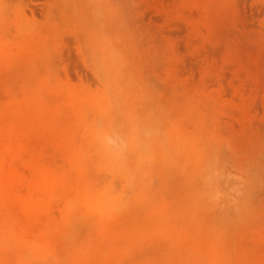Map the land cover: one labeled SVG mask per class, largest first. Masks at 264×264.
<instances>
[{
	"label": "rangeland",
	"instance_id": "1",
	"mask_svg": "<svg viewBox=\"0 0 264 264\" xmlns=\"http://www.w3.org/2000/svg\"><path fill=\"white\" fill-rule=\"evenodd\" d=\"M0 110V264H264V0H0Z\"/></svg>",
	"mask_w": 264,
	"mask_h": 264
},
{
	"label": "bare ground",
	"instance_id": "2",
	"mask_svg": "<svg viewBox=\"0 0 264 264\" xmlns=\"http://www.w3.org/2000/svg\"><path fill=\"white\" fill-rule=\"evenodd\" d=\"M87 3H88V2H87ZM2 56H3V55H2ZM36 60H37V59H36ZM115 60H116V59H115ZM113 61H114V59H113ZM8 67H9V66H8ZM48 67H49V66H48ZM51 69H52V68H51ZM51 71H52V70H51ZM34 74H35V73H34ZM118 74H119V73H118ZM9 77H10V76H9ZM24 78H25V77H24ZM26 78H27V76H26ZM53 78H54V77H53ZM10 79H11V78H10ZM34 79H35V78H34ZM2 80H4V79H1V81H2ZM7 82H8V81H7ZM7 82H6V83H7ZM52 82H53V81H52ZM29 84H31V83H29ZM28 88H29V87H28ZM45 91H46V90H45ZM43 92H44V91H43ZM111 92H112V91H111ZM109 93H110V92H109ZM110 94H111V93H110ZM43 95H44V94H43ZM137 95H138V94H137ZM16 96H17V95H16ZM62 96H63V95H62ZM62 96H61V97H62ZM111 96H112V95H111ZM43 97H44V96H43ZM50 98H51V96H50ZM52 98H55V97H52ZM53 101H55V100H53ZM2 103H3V102H2ZM62 103H63V102H62ZM64 103H65V102H64ZM45 105H46V104H45ZM117 105H118V104H117ZM134 105H135V104H134ZM10 106H11V104H10ZM64 106H66V105H64ZM135 106H137V105H135ZM1 107H2V106H1ZM8 107H9V105H8ZM59 107H60V106H59ZM64 108H65V107H64ZM67 108H69V106H68ZM67 108H66V110H67ZM115 108H116V107H115ZM19 109H20V108H19ZM106 109H107V108H106ZM111 109H112V108H111ZM1 110H2V109H1ZM1 110H0V112H2ZM6 110H8V109L6 108ZM63 110H64V109H63ZM117 110H118V108H117ZM59 111H60V110H59ZM61 111H62V110H61ZM108 111H109V109H108ZM8 112H9V111H8ZM19 112H20V111H19ZM19 112H18V113H19ZM60 113H61V112H60ZM60 113H59V114H60ZM62 113L65 115L64 112H62ZM66 113H67V112H66ZM0 114H2V113H0ZM11 114H12V113H11ZM96 114H97V113H96ZM13 115H14V114H13ZM117 115H119V114L117 113ZM136 115H137V114H136ZM0 116H1V115H0ZM3 116H4V114H3ZM6 116H7V115H6ZM6 116H5V117H6ZM62 116H63V115H62ZM68 116H69V113H68ZM12 117L14 118V116H12ZM63 117H64V116H63ZM70 117H72V116H70ZM60 118H61V117H60ZM113 118H114V117H113ZM5 119H6V118H5ZM15 119H16V117L14 118V121H15ZM100 119H101V118H99L98 120L100 121ZM130 119H131V118H130ZM63 120H64V119H63ZM65 120H68V118L65 119ZM116 120H117V119H116ZM63 122L65 123V121H63ZM6 123H7V122H6ZM100 123H101V122H100ZM117 123H118V122H117ZM136 123H138V122L136 121ZM112 124H113V123H112ZM12 125H13V124H12ZM61 125H62V123H61ZM73 125H74V124H73ZM98 125H99V124H98ZM136 125H138V124H136ZM62 126H63V125H62ZM74 126H75V125H74ZM111 126H112V125H111ZM116 126H117V125H116ZM143 126H144V125H143ZM25 127H26V126H25ZM144 128H145V127H144ZM132 129H133V128H132ZM154 130H155V129H154ZM154 130H153V131H154ZM76 131H78V130L76 129ZM112 131H113V130H112ZM112 131H111V132H112ZM115 132H116V130H115ZM142 132H143V131H142ZM70 133H71V132H70ZM113 133H114V132H113ZM113 133H112V134H113ZM145 133H146V132H145ZM136 135H137V134H136ZM136 135H135V137H136ZM150 135H151V133H150ZM104 136H105V135H104ZM109 136H110V133H109ZM142 136H143V135H142ZM144 136H145V135H144ZM124 137H125V136H124ZM124 137H123V138H124ZM133 138H134V137H133ZM133 138H132V139H133ZM137 138H138V137H137ZM165 138H166V137H165ZM77 139H78V137H77ZM148 139H149V138H148ZM112 140H113V139H112ZM116 140H117V139H116ZM121 140H122V139H121ZM144 140H145V139H144ZM146 141H147V140H146ZM161 141H162V140H161ZM164 141H165V140H164ZM184 141H186V140H184ZM191 141H192V140H191ZM134 142H135V141H134ZM132 143H133V142H132ZM137 143H138V142H137ZM137 143H136V144H137ZM142 143H143V142H142ZM187 143H188V141H187ZM84 144H85V143H84ZM127 144H128V143H127ZM88 145H89V144H88ZM106 145H107V143H106ZM139 145H140V144H139ZM149 145H150V144H149ZM191 145H192V142H191ZM115 146H116V145H115ZM134 146H135V145H134ZM140 146H141V145H140ZM138 147H139V146H138ZM146 147H147V146H146ZM148 147H149V146H148ZM186 147H188V146H186ZM193 147H194V146H192V148H193ZM50 148H51V147H50ZM117 148H118V147H117ZM192 148H191V149H192ZM145 149H146V148H145ZM145 149H144V150H145ZM149 149H150V148H149ZM193 149H194V148H193ZM27 150H28V149H27ZM50 150H51V149H50ZM102 150H103V149H102ZM181 150H185V151H186V150H188V149H185V146H184L183 149H181ZM10 151H11V150H10ZM32 151H34V150H32ZM108 151H109V150H108ZM142 151H143V149H142ZM147 151H148V149H147ZM147 151H145V153H146ZM191 151H192V150H191ZM4 152H6V151H4ZM59 152H60V151H59ZM115 152H117V151L115 150ZM165 152H168V151H165ZM181 152H182V151H181ZM32 153H33V152H32ZM56 153H57V152H56ZM117 153H118V152H117ZM143 153H144V152H143ZM143 153H142V154H143ZM145 153H144V154H145ZM192 153H193V152H192ZM41 154H42V150H41ZM142 154H141V156H142ZM163 154H164V153H163ZM180 154H182V153H180ZM31 155H32V154H31ZM48 155H49V154H48ZM119 155H121V154L119 153ZM148 155H149V154H148ZM189 155L192 156L193 154H192V155L189 154ZM33 156H34V155H33ZM43 156H44V155H43ZM141 156H140V157H141ZM165 156H166V154H165ZM169 156H170V155H169ZM169 156H168V157H169ZM31 157H32V156H31ZM47 157H48V156H47ZM50 157H51V156H50ZM122 157H125V156L123 155ZM163 157H164V156H163ZM19 158H21V157H18V159H19ZM45 158H46V157H45ZM51 158H52V157H51ZM125 158H126V157H125ZM138 158H139V157H138ZM152 158H154V157H152ZM164 158H165V157H164ZM164 158H163V159H164ZM188 158H189V157H188ZM42 159H43V158H42ZM118 159L120 160L119 156H118V158H117V161H119ZM150 159H151V158H150ZM163 159H162V160H163ZM168 159H169V161H170V157H169ZM168 159H167V161H166L167 163H169V162H168ZM186 159H187V158H186ZM189 159H190V158H189ZM16 160H17V159H16ZM25 160H26V159H25ZM31 160H33V159H31ZM138 160L141 162L142 159L139 158ZM145 160H146V159H145ZM148 160H149V159H148ZM171 160H172V159H171ZM187 160H188V159H187ZM22 161H23V160H22ZM28 161H30V160H29V157H28ZM163 161H164V160H163ZM184 161H185V159H184ZM191 161H192V158H191ZM20 162H21V160H20ZM119 162H120V161H119ZM16 163H17V162H16ZM29 163H30V162H29ZM31 163H32V162H31ZM88 163H89V162H88ZM154 163H155V162H154ZM182 163H183V162H182ZM184 163H185V162H184ZM184 163H183V164H184ZM11 164H12V163H11ZM26 164H27V163H26ZM54 164H55V163H54ZM112 164H113V163H112ZM125 164H126V163H125ZM30 165H31V164H30ZM41 166H42V165H41ZM89 166H90V165H89ZM92 166H93V165H92ZM5 167H6V165H5ZM11 167H12V166H11ZM51 167H52V166H51ZM54 167H55V166H54ZM56 167H57V166H56ZM56 167H55V168H56ZM61 167H62V166H61ZM90 167H91V166H90ZM124 167H125V166H124ZM6 168H7V167H6ZM30 168H31V167H30ZM40 168H41V167H40ZM57 168H60V167H57ZM126 168H128V167H126ZM17 169H18V168H17ZM45 169H46V168H45ZM32 170H33V169H32ZM40 170H41V169H40ZM46 170H47V169H46ZM56 170H57V169H56ZM91 170H93L92 167H91ZM91 170H90V171H91ZM66 171H67V170H66ZM93 171H94V170H93ZM16 172H17V171H16ZM34 172H35V171H34ZM39 172H41V171H39ZM44 172H46V171L44 170ZM47 172H48V171H47ZM53 172H54V171H53ZM57 172H58V171H57ZM60 172H61V171H60ZM68 172H69V171H68ZM91 173H92V172H91ZM27 174H28V173H27ZM35 174H36V173H35ZM30 175H31V174H30ZM32 175H33V174H32ZM36 175H37V174H36ZM38 175H39V174H38ZM67 175H68V174H67ZM88 175H90V174H88ZM92 175H93V173L91 174V176H92ZM167 175H170V174L168 173ZM167 175H165V176H167ZM16 176H17V175H16ZM45 176H46V175H45ZM55 176H56V175H55ZM100 182H101V183H104V182H102V181H100ZM12 186H14V185H12ZM36 186H37V185H36ZM70 186H71V185H70ZM97 186H98V185H97ZM16 187H17V186H16ZM94 187H95V186H94ZM13 189H14V188H13ZM14 191H15V190H14ZM122 191H123V190H122ZM56 192H58V191H56ZM107 192H108V191H107ZM54 193H55V192H54ZM114 193H115V192H114ZM66 194H67V193H66ZM126 194H127V193H126ZM68 195H69V194H68ZM106 195H108V194H106ZM58 196H59V195H58ZM64 196H65V195H64ZM125 196H126V195H125ZM44 197H45V196H44ZM107 197H108V196H107ZM123 197H124V196H123ZM156 197H157V196H156ZM149 198H150V197H149ZM51 199H52V198H51ZM53 199H54V198H53ZM53 199H52V200H53ZM123 199H124V198H123ZM78 201H79V200H78ZM101 201H102V199H101ZM105 201H107V200H105ZM120 201H121L122 204L124 205V203H123V201H122V196H121ZM120 201L117 202L116 206H119V205H120V203H121ZM43 202H44V201H43ZM79 202H80V201H79ZM147 202H148V201H147ZM77 203H78V202H77ZM77 203H76V204H77ZM30 204H31V203H30ZM72 204H75V203H73V201H72ZM143 204H144V203H143ZM69 205L71 206V203H69ZM87 205H88V204H87ZM123 205H122V206H123ZM126 205L128 206V203H127ZM79 206H80V205H79ZM97 206H98V205H97ZM114 206H115V204H114ZM116 206H115V207H116ZM77 207H78V206H77ZM99 207H100V206H98V208H99ZM115 207H114V208H115ZM119 207H120V206H119ZM142 207H143V206H142ZM70 208H71V207H70ZM73 208H74V207H73ZM87 208H88V207H87ZM102 208H103V207H102ZM104 208H106V207H104ZM116 208H117V207H116ZM124 208H125V207H124ZM117 209H118V208H117ZM140 209H141V208H140ZM27 210H28V209H27ZM29 210H30V209H29ZM31 210H32V208H31ZM41 210H42V209H41ZM77 210H78V209H77ZM92 210H93V209H92ZM92 210H90V212H93ZM100 210H101V209H100ZM108 210H109V209H108ZM87 211H88V209H87ZM44 212H45V211H44ZM88 212H89V211H88ZM90 212H89V213H90ZM97 212H98V211H97ZM110 212H111V211H110ZM112 212H113V211H112ZM76 214H77V213H76ZM91 214H92V213H91ZM80 215H81V214H80ZM84 215H85V214H84ZM84 215L82 214V216H80V217H83ZM94 215H95V214H94ZM106 215H107V214H106ZM86 216H87V215H86ZM90 216H92V215H90ZM107 216H109V215H107ZM48 217H49V216H48ZM34 218H35V217H34ZM99 218H100V217H99ZM99 218H98V219H99ZM36 219H37V218H36ZM45 219H46V218H45ZM45 219H44V220H45ZM76 219H77V218H76ZM78 219H79V218H78ZM95 219H96V218H95ZM98 219H97V220H98ZM34 220H35V219H34ZM51 220H52V219H51ZM69 221H70V220H69ZM78 221H79V220H78ZM84 221H85V220H84ZM85 222L88 223V220L85 221ZM90 222H91V221H90ZM93 222H94V221H93ZM51 223H52V221H51ZM70 223H71V222H70ZM83 223H84V222H83ZM97 223H98V222H97ZM60 224H61V223H60ZM92 224L94 225V223H92ZM47 225H48V223H47ZM47 225H46V226H47ZM69 225L71 226V224H69ZM100 225H101V224H100ZM51 227H52V226H51ZM60 227H61V226H60ZM91 227H92V226H91ZM89 228H90V227H89ZM59 229H60V228H59ZM69 229H72V228H69ZM84 229H85V228H84ZM118 229H119V228H118ZM57 230H58V228H57ZM57 230H56V231H57ZM62 230H63V229H62ZM86 230H87V229H86ZM45 231H46V230H45ZM51 231H52V230H51ZM72 231H73V230H72ZM63 232H64V231H63ZM70 232H71V231H70ZM70 232H69V233H70ZM66 233H67V232H66ZM66 233H65V234H66ZM54 234H55V233H54ZM54 234H53V235H54ZM61 234H62V233H61ZM70 234H71V233H70ZM62 235H64V234H62ZM62 235H60V236H62ZM68 235H69V234H68ZM125 254H126V253H125ZM128 255H129V254H128ZM125 256H126V255H125Z\"/></svg>",
	"mask_w": 264,
	"mask_h": 264
}]
</instances>
